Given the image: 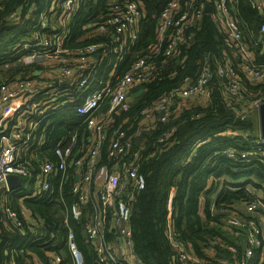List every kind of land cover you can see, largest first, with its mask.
Returning <instances> with one entry per match:
<instances>
[{"label":"built area","instance_id":"built-area-1","mask_svg":"<svg viewBox=\"0 0 264 264\" xmlns=\"http://www.w3.org/2000/svg\"><path fill=\"white\" fill-rule=\"evenodd\" d=\"M44 1L46 4L39 11L38 20L31 26L30 40L18 44L22 51L19 58L4 65L5 69L25 67L27 73L25 76L22 71L12 77L0 76V112L4 111L3 115L12 122L9 134L1 135L5 141L0 145V187L6 188L9 175L23 180L31 178L35 170L39 172L35 177L34 193L52 190L54 181L61 192L71 181L69 193L74 201L68 205L59 198L60 203L65 215L75 221L84 219L83 230L94 249L97 263L143 264L134 254L130 228L131 203L135 194L144 189V177L139 173V152L132 150L131 137H127L120 127H111L107 162H102L100 153L106 137L105 123L111 114L128 111L129 94L134 87L149 81L153 63L159 56H174L181 43L192 41L184 30L200 22L206 6L210 7L212 19L224 35L232 55V58L226 56L223 61H215V80L224 87L227 97L243 100L242 77L253 84L264 82V22L259 26L257 40L250 36L246 39L232 10L237 0H160L162 8L156 22L155 42L144 55L136 57L123 75L114 77L112 69L103 80L95 78L100 59L112 52L120 61L122 53L129 52L137 41L139 24L145 19L142 6L135 0H109L103 20L91 32L94 35L90 32L88 35L110 34L115 45L88 44L70 49L64 45L68 38L66 24L84 0ZM252 3L264 14V0H252ZM36 11L38 5L32 4L24 18ZM20 17V12L15 10L8 14L6 21L18 23ZM91 26L89 24L87 28ZM95 54H99V59L94 57ZM258 57L262 62H258ZM214 74L208 65H204L196 78L184 77L168 95L150 109L141 111L145 118L141 128L149 130L151 113H156L159 121L165 123L169 116L183 108L208 106L211 99L209 86ZM263 100L247 102L237 111V117L251 116L254 109L258 115ZM77 101L78 104L69 108L84 116L88 130L84 144L78 145L75 133L65 143L58 142L53 149V160L41 158L38 151L43 142L35 138L39 120ZM106 104L108 107L103 111ZM244 108H247L246 112L242 111ZM166 137L167 132H164L158 143ZM246 140L244 149H227L225 157L264 166V137L260 134L259 120L258 133H246ZM35 160L39 161L38 167L33 166ZM219 193L213 196L210 210L218 219L216 225L221 236L210 239L209 248L204 249L206 259L198 257L168 221L166 236L173 251L172 264H252L256 254L259 255L257 264L264 263V194L255 196L252 201L227 205L221 202ZM2 212L20 229L27 226L32 231L38 224L27 208L20 207L17 213L4 207ZM64 223L68 227L66 220ZM67 250L72 264H83L82 253L70 228ZM47 255L51 264L61 262L60 256ZM28 264L44 263L32 260Z\"/></svg>","mask_w":264,"mask_h":264},{"label":"trees","instance_id":"trees-1","mask_svg":"<svg viewBox=\"0 0 264 264\" xmlns=\"http://www.w3.org/2000/svg\"><path fill=\"white\" fill-rule=\"evenodd\" d=\"M135 1L142 6L145 16L139 24L137 41L128 53H122L120 61H117L118 55L112 52L100 59L95 78L106 80L112 69L114 77L123 75L136 57L144 55L149 45L155 42L162 1ZM32 4L38 5V11L24 18ZM45 4L44 0H0V76L12 77L21 71L25 76L27 73L25 67L5 69L4 65L19 58L22 51L18 44L30 40L31 26L38 20L39 11ZM108 4L109 0H84L66 24L68 38L64 45L70 49L100 43L113 47L115 41L110 34L88 35L103 20ZM15 10L21 16L18 23L6 21L8 14ZM232 10L244 37L257 40L264 14L254 7L252 0H237ZM89 24L92 26L87 28ZM184 34L190 35L192 41L181 43L174 56H159L153 63L149 81L134 87L129 94L128 111L111 114L105 123L106 137L100 153L102 162H107L111 127H120L127 137H131L132 150L139 152V173L144 177V189L135 194L131 203L130 228L134 254L143 264H172L173 251L166 236L168 221H171L180 238L191 245L194 253L206 259L204 249L209 248L210 239L221 236L216 225L218 219L211 215L213 197L210 195L220 192L218 197L221 202L228 205L252 201L255 198L254 189L264 194L262 164L246 160L235 162L225 157L227 149H244L247 145L246 133H254L253 115L240 118L236 114L247 102L264 98V82L253 84L242 77L244 99L227 97L224 87L215 80V61H223L226 56L232 58V55L212 15L204 13L196 26L185 28ZM257 59L262 62L260 57ZM204 65H208L214 74L209 86V105L183 108L169 116L165 123L159 121L156 113H151L148 116L149 130L141 128L145 119L141 111L150 109L168 95L184 77L196 78ZM138 91L141 93L135 96ZM76 103L79 101L39 120L35 138L43 142L38 151L41 158L53 160V149L58 142L65 143L75 133L78 145L84 144L88 136L84 116L69 108ZM5 125L6 128L0 129V136L9 134L12 122L7 119ZM164 132H167V137L158 143ZM38 162L35 160L33 166L38 167ZM38 172L35 170L31 178L23 179L19 188L7 192L4 185L0 187V264H28L32 260L51 264L47 253L60 256L59 264H72L67 250L68 228L72 230L74 242L82 253L83 264H98L83 230L84 219L75 221L65 215L60 203L59 198H63L68 205L73 203L74 198L69 193L71 181L66 184L62 195L54 187L48 192L34 193ZM209 181L211 183L207 187ZM200 199L204 200L202 215L199 213ZM4 207L17 213L20 207L27 208L37 220V226L32 231L27 226L22 229L16 227L5 218ZM236 246L240 251L239 245ZM258 261L259 255L256 254L252 264Z\"/></svg>","mask_w":264,"mask_h":264},{"label":"water","instance_id":"water-1","mask_svg":"<svg viewBox=\"0 0 264 264\" xmlns=\"http://www.w3.org/2000/svg\"><path fill=\"white\" fill-rule=\"evenodd\" d=\"M211 9L209 6L205 7V12L210 13ZM99 54H95L94 57H98ZM141 93V91H139ZM108 105H104L103 111L107 109ZM258 120H259V130L260 134L264 137V103L260 106L259 108V113H258ZM22 180L20 177L15 176V175H9L6 177V188L8 191H11L13 189H16L21 186ZM226 258V257H225Z\"/></svg>","mask_w":264,"mask_h":264},{"label":"crops","instance_id":"crops-1","mask_svg":"<svg viewBox=\"0 0 264 264\" xmlns=\"http://www.w3.org/2000/svg\"><path fill=\"white\" fill-rule=\"evenodd\" d=\"M96 58V57H95ZM96 59H99V56L96 58ZM140 93H139V91L138 92H136V94H135V96H137V95H139ZM128 100L130 101V97L128 96ZM4 114V111H2V112H0V129H2V127L3 128H6V125H5V123H7V119H6V114L5 115H3ZM8 117V116H7ZM7 134V133H6ZM4 138H3V136H1L0 137V145L1 144H3L4 143ZM210 181L208 182V184H207V187H209L210 186ZM53 186H54V188H56L57 189V191H58V194L59 195H62V193H63V190H64V188L65 187H63L62 188V190H61V192H59V190H58V185H57V181H54V183H53ZM19 188V187H18ZM6 190V189H5ZM68 191V190H67ZM255 191V192H254ZM8 192V191H7ZM252 192H253V194H254V197L255 196H259V195H261V194H263L261 191H256L255 189L254 190H252ZM66 202V201H65ZM67 203V202H66ZM200 204L202 205V211H203V208H204V200L202 199H200ZM199 213H200V215H202L201 213V211H200V205H199ZM264 264V263H263Z\"/></svg>","mask_w":264,"mask_h":264},{"label":"rangeland","instance_id":"rangeland-1","mask_svg":"<svg viewBox=\"0 0 264 264\" xmlns=\"http://www.w3.org/2000/svg\"><path fill=\"white\" fill-rule=\"evenodd\" d=\"M97 1V0H95ZM264 101V100H263ZM242 111L246 112L247 111V108H244ZM257 112H255V109H254V112H252L250 115L253 114V121H255V131L253 134H257L258 133V115H256ZM214 194H211L210 197H213ZM202 200V199H201ZM200 211L202 212L201 214H203V211H202V205L200 204Z\"/></svg>","mask_w":264,"mask_h":264}]
</instances>
